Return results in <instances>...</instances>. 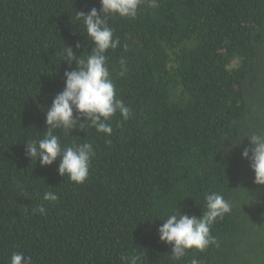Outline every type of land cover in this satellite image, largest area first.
<instances>
[{
  "label": "trees",
  "instance_id": "1",
  "mask_svg": "<svg viewBox=\"0 0 264 264\" xmlns=\"http://www.w3.org/2000/svg\"><path fill=\"white\" fill-rule=\"evenodd\" d=\"M158 3L108 21L121 42L106 53L110 77L131 118L111 117L110 136L86 121L56 130L64 146L95 149L77 184L58 174L59 158L41 166L24 146L42 138L45 110L76 67L63 48L91 51L76 11L100 0H0V264L14 251L32 264H122L130 253L141 264H264V185L241 157L244 136L264 129V0ZM211 191L232 205L211 227L217 244L171 260L161 219L200 216Z\"/></svg>",
  "mask_w": 264,
  "mask_h": 264
},
{
  "label": "clouds",
  "instance_id": "2",
  "mask_svg": "<svg viewBox=\"0 0 264 264\" xmlns=\"http://www.w3.org/2000/svg\"><path fill=\"white\" fill-rule=\"evenodd\" d=\"M145 2L148 7H159L158 0H100L99 9L92 7L88 12L76 11L75 19L82 22L86 36L92 42L91 51L86 56H77L73 46L63 48L62 60L70 68L75 62L76 67L64 71V88L55 95L51 106L45 110L46 131L42 138L25 142V156L35 161L38 159L41 166L52 165L59 158L57 171L60 176L67 175L77 184L86 181L95 156L93 145L73 141L71 145L64 146L56 130L61 129L69 134L73 129L82 130L86 121L88 127L110 136L113 132L109 123L111 117L119 113L125 121L131 118L130 107L117 97L110 77L106 53L109 49H117L121 42L114 36V30L108 21L115 16L135 18L141 4ZM80 47V42H77L75 48ZM123 63L121 59V64ZM81 117L84 118L83 122ZM244 137L248 138L249 145L243 148L241 157L249 161L254 172L253 182L264 185V129L253 131ZM239 143H232V147ZM225 151H230V148ZM43 199L55 202L59 197L54 192H45ZM204 200L200 216L189 215L179 209L161 219L163 223L157 231L159 239L171 245V260L180 261L190 249L202 252L209 245L217 244L216 237L211 234V227L217 218H222L231 211L232 205L223 194L216 191L206 192ZM34 211L43 214L45 208L40 205ZM120 259L122 264H141V257L136 253L122 255ZM10 264H32V259L23 251H14ZM191 264H200V261L193 258Z\"/></svg>",
  "mask_w": 264,
  "mask_h": 264
}]
</instances>
